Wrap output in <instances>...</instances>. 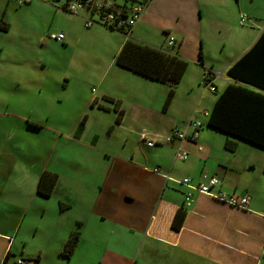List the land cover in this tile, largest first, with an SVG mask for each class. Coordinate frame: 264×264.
<instances>
[{"label":"crops","instance_id":"crops-1","mask_svg":"<svg viewBox=\"0 0 264 264\" xmlns=\"http://www.w3.org/2000/svg\"><path fill=\"white\" fill-rule=\"evenodd\" d=\"M152 1L130 34L119 35L118 46L105 70V73L112 68L117 70L115 75L117 87L113 92H102L100 99L92 97L85 102L91 111L98 112L93 118L97 124L102 125L107 122L108 127L114 126L113 128L136 133L137 137L142 139L137 141V148L141 146L146 150L150 149L152 156L158 159L153 162L152 168L147 166L139 168L141 164L135 163L141 159L134 158L133 150L131 151L133 157L121 156L120 160L115 159L112 169L108 166L104 169V176L100 173L90 181L89 190L77 193L66 188L63 195L58 194L60 183L66 179V176H61L58 168L50 166L55 158V150L49 152L48 162L40 172H37L33 169L38 165L34 159L29 158L28 150L25 151L28 143H17L19 137H22L23 128L30 130V135H36L37 138L45 127L39 120H32L34 117L32 111L26 113L12 111L10 101L17 99L16 95L10 93L9 84L14 82L19 85L20 82L17 74L7 75L0 71V143L4 148L2 152L0 151L2 155L0 196H15L11 200L6 199L3 209L0 210V264L4 259L5 264H17L20 260L22 264L31 262L35 264H259L264 259V160L262 163L261 160L257 161L254 153L248 151L253 145L208 127L210 112L206 111L208 116H204L205 110L202 112L197 110L198 107L192 105L193 100L190 97L185 102L178 103L176 90L186 81L189 63L166 109L164 104L170 91L167 84L137 75L115 63V57L127 38L140 43L137 41L140 28H151L159 23L155 22L157 16L153 11L158 3L166 0ZM41 5L50 7L46 8L52 12L53 19L59 14L57 9L60 8L53 4ZM9 7V0H0V8L3 11L0 20V37L9 32L10 27L3 19ZM240 14L243 13L240 12L239 16ZM176 20L177 22H168V25L164 22L160 26L164 40L159 48L173 50L178 57L187 61L190 60L191 51L195 47L191 45L187 26L183 22H178L179 17H176ZM92 30L83 28L82 31L88 32V38H91ZM263 30L264 27L249 48ZM67 31L66 28L64 33ZM64 33L58 34L64 35L63 46L69 47L72 39ZM168 37L175 40L173 47L167 46ZM40 39L42 37L38 38V41ZM158 43H152L150 46L157 47L154 45ZM247 50L232 62H228L225 74ZM2 52L3 45L0 42V58ZM198 57L201 62L202 57L199 55ZM122 79L125 82H122ZM231 83L235 82L229 78V84ZM98 86L101 87L100 83ZM190 91L193 89L191 88ZM109 114H113L112 124L104 120ZM5 115L11 118L10 122L3 120ZM83 117H85L84 129L76 138L74 134ZM83 117L65 137L68 141L72 140L73 145V141H80L86 133L89 116L85 114ZM118 117L119 122H116ZM190 120L202 124L198 138L201 151L197 150L195 144L183 142L181 146L187 156L182 160L176 158L178 142L162 145L160 149H157L158 144L148 147L144 143L146 140L160 144L161 139L174 130L182 131L189 128L190 131ZM59 134L54 135L57 137L54 143L62 138ZM218 134L224 137L220 139ZM25 136L30 137L28 134ZM95 138L96 135L93 141ZM10 140H13L11 145ZM228 140L236 142L235 150L226 149L225 144ZM59 145L60 142L57 146ZM167 149L171 150L170 157H159L162 151ZM90 158L86 157V162ZM64 159L74 160V158ZM146 161L147 159L144 162ZM17 162L36 174L32 173L31 179L25 181L22 188L13 187L8 183V177L13 175V165ZM122 168L126 170L122 172ZM43 171L58 176L49 197L37 193L38 179ZM210 176H215L220 181L216 190L232 195L248 196L249 202L245 209L231 207L197 193L193 196L191 206L186 207L185 187L167 179L170 177L181 181L187 178L195 184ZM26 185L30 186V189L32 187L31 200L37 201L38 198L47 200L45 201L47 203H42L38 211H35V207H30L29 191H27L29 187ZM93 187L96 192L92 191ZM52 200L54 203H51ZM60 203L63 204V209L60 208ZM181 208L185 211V217L177 231L172 228V221L177 210ZM38 218L40 221L36 222ZM75 230H79V240L71 257L66 258L62 252L70 234ZM258 233L261 235L258 236Z\"/></svg>","mask_w":264,"mask_h":264},{"label":"rangeland","instance_id":"rangeland-1","mask_svg":"<svg viewBox=\"0 0 264 264\" xmlns=\"http://www.w3.org/2000/svg\"><path fill=\"white\" fill-rule=\"evenodd\" d=\"M9 1V11L3 19L10 28L7 35L0 37L3 45L0 71L7 75L17 74L20 82L19 85L14 82L9 84L10 93L16 95L17 99L10 101L12 111L25 113L32 111L34 113L32 120H39L45 127L37 138L36 135H30V130L23 128L22 137L17 140V143H28L25 151L28 150L29 158L34 159L38 165L33 170L40 172L48 162L49 152L55 150V158L50 166L58 168L61 176H66L58 188V194L63 195L66 188L77 193L89 190L90 181L100 173L104 176V169L108 166L112 169L115 159L120 160L121 156L133 157L131 154L133 150L134 158L141 159L135 163L141 164L139 168L154 167L153 162L158 159L152 156L150 149L146 150L141 146L137 148V141L142 139L137 137L136 133L116 127L117 130L113 125L108 127L107 122L102 125L97 124L93 118L98 112L91 111L89 105L85 104L90 98L100 99L102 92H113L117 87V77H115L117 70L112 68L107 73L105 70L114 56L121 34L93 25L89 27L93 29V34L88 38V32L82 31L83 28L87 29L84 27L83 9H79L80 12L76 15L57 9L59 14L53 19L52 12L48 10L50 7L41 5L48 4L45 0H31L25 4ZM116 2L121 3L123 0ZM240 12L247 16L242 26L238 20ZM2 14L0 8V20ZM153 14L157 16L155 22L159 23L151 28H140L137 41L149 45L159 42L158 45H154L159 48L164 40L160 26L164 22L165 25H168V22H177L176 17H179L178 22H183L187 26L188 37L195 49L191 51L190 60H187L189 67L186 81L176 90L178 103L185 102L190 97L193 100L192 105L198 107L197 110L210 112L217 96L229 84V78L225 74L228 62H232L247 50L264 27V0H166L158 3ZM69 20L72 22H68ZM66 28L68 31L64 33ZM60 32L72 39L69 47H64L61 41L48 38L49 34ZM41 37L42 39L38 41ZM199 52H201V62L198 57ZM209 69L214 75L212 83L217 88L216 93L203 86V74ZM121 81L125 82L123 79ZM191 88L193 91H190ZM21 98L25 100H20ZM85 114L89 116L86 133L80 141H73V145L72 140L68 141L65 137ZM3 120L10 122L11 118L5 115ZM104 120L112 124L113 114H109ZM58 133L62 138L54 143ZM26 134L30 137H26ZM218 135L220 139L224 137ZM13 140H10V145ZM59 142L60 145L57 146ZM156 144L159 145L157 149H160L162 145L155 142V146ZM249 149L251 150L248 151L254 153L256 160H261L262 163L264 150L254 146ZM3 150V145L0 143V151ZM170 153V149L163 150L159 157L169 158ZM98 156L100 157L96 158ZM86 157L91 158L86 162ZM1 158L0 154V162ZM64 158H74V160L67 161ZM146 159L147 161L144 162ZM125 170L122 168V172ZM31 173L36 175L33 171ZM26 187H29L27 191H29L30 207H35V211H38L42 203H47L45 202L47 200L43 198H38L37 201L31 200L32 187L31 189L28 185ZM92 191L96 192V189L93 187ZM13 198L15 196L1 195L0 210L3 209L6 199ZM51 203L54 201L52 200ZM38 221L40 218L36 220ZM260 235L261 233H258V236ZM259 264H264V259Z\"/></svg>","mask_w":264,"mask_h":264},{"label":"trees","instance_id":"trees-1","mask_svg":"<svg viewBox=\"0 0 264 264\" xmlns=\"http://www.w3.org/2000/svg\"><path fill=\"white\" fill-rule=\"evenodd\" d=\"M123 34L128 35V33ZM199 56L201 57V52ZM115 63L137 75L167 84L170 91L166 97L164 109L172 101L175 88L188 66V62L178 57L173 50L140 44L130 38H127L122 45L115 57ZM206 75L207 78L203 79L204 87L208 86L214 76L211 69L206 72ZM226 75L235 83L228 84L217 96L209 113L207 126L264 149V30L255 43L227 69ZM116 122H119V117ZM84 123L85 117L75 131L76 138L83 132ZM235 144V141H226V149L235 150ZM57 180V174L43 171L38 179L37 193L40 196L49 197ZM59 206L63 209V204L60 203ZM184 217V209L177 210L172 221L174 230L180 229ZM79 236V230L70 234L62 252L66 258L71 257ZM5 262L4 259L2 264Z\"/></svg>","mask_w":264,"mask_h":264},{"label":"built area","instance_id":"built-area-1","mask_svg":"<svg viewBox=\"0 0 264 264\" xmlns=\"http://www.w3.org/2000/svg\"><path fill=\"white\" fill-rule=\"evenodd\" d=\"M19 4H25L31 0H12ZM47 3H52L66 12L72 15H76L79 9H83L85 12V17L83 18L85 22V27L89 28L93 25H100L102 27L112 28L113 31H122L121 33L130 34L134 25L140 20L145 9L152 0H123L121 3H117L116 0H45ZM59 5V6H58ZM247 16L245 14H240L239 21L243 24ZM49 38L61 41L64 38L63 34H50ZM167 46L173 47L175 40L172 37L167 38ZM206 72L204 77L207 78ZM204 78V79H205ZM211 92L215 91V87L212 84V80L209 82L208 86ZM204 116H208V112L203 113ZM189 128L186 130H174L167 137L163 138L160 142L161 145H169L173 143H179L176 149V158L185 159L187 153L183 150L181 143L187 142L195 144L197 150L201 151L202 147L198 144L199 132L202 129V124L196 120H190ZM144 143L148 147H153L155 142L146 141ZM157 172V170H155ZM168 180L175 183L181 184L185 187V201L184 205L186 207L191 206L193 202V196L195 193L204 195L218 201L220 203L227 204L228 206L235 207L238 209H245L249 202L248 196H238L227 194L223 191L216 190L220 181L215 176H210L204 178L202 181L197 183H192L189 179H183L181 181L174 180L167 177ZM20 260L17 264H22Z\"/></svg>","mask_w":264,"mask_h":264},{"label":"clouds","instance_id":"clouds-1","mask_svg":"<svg viewBox=\"0 0 264 264\" xmlns=\"http://www.w3.org/2000/svg\"><path fill=\"white\" fill-rule=\"evenodd\" d=\"M6 99V98H5ZM32 173L20 162L13 165V175L8 177L9 185L17 188H22L25 181L31 179Z\"/></svg>","mask_w":264,"mask_h":264}]
</instances>
